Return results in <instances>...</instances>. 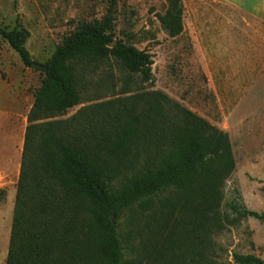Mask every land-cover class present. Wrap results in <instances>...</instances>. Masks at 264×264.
<instances>
[{
    "label": "trees",
    "instance_id": "trees-1",
    "mask_svg": "<svg viewBox=\"0 0 264 264\" xmlns=\"http://www.w3.org/2000/svg\"><path fill=\"white\" fill-rule=\"evenodd\" d=\"M165 3L157 19L174 38L183 31L181 0ZM114 22L113 7L81 22L48 61L27 114L5 264H218L213 230L233 168L228 136L144 91L151 55L116 40ZM0 37L31 67L28 31L0 28ZM113 66V98L56 119L82 103L99 71L113 80ZM125 248L136 253L130 261Z\"/></svg>",
    "mask_w": 264,
    "mask_h": 264
},
{
    "label": "rangeland",
    "instance_id": "rangeland-1",
    "mask_svg": "<svg viewBox=\"0 0 264 264\" xmlns=\"http://www.w3.org/2000/svg\"><path fill=\"white\" fill-rule=\"evenodd\" d=\"M181 6L183 31L174 38L157 19L165 0H0V28L28 31L24 45L31 60L47 67L56 47L78 24L100 21L113 7L115 39L153 60V82L141 88L162 93L228 136L233 168L220 187L216 210L217 263L236 264L234 254L264 263V221L245 214L264 216V12L255 17L220 0H181ZM111 69L113 80L106 78L107 68L99 71L82 103L56 119L113 98L120 84L118 71ZM45 71L24 67L0 37V110L17 106L14 94L33 101ZM16 181L14 175L0 176V264H5ZM135 255L125 248V260Z\"/></svg>",
    "mask_w": 264,
    "mask_h": 264
},
{
    "label": "crops",
    "instance_id": "crops-1",
    "mask_svg": "<svg viewBox=\"0 0 264 264\" xmlns=\"http://www.w3.org/2000/svg\"><path fill=\"white\" fill-rule=\"evenodd\" d=\"M220 1L236 8H243L255 17L262 16L264 12V0ZM14 97L17 104L14 109L0 110V176L14 175L18 179L27 114L33 101L24 100L19 94H14Z\"/></svg>",
    "mask_w": 264,
    "mask_h": 264
},
{
    "label": "water",
    "instance_id": "water-1",
    "mask_svg": "<svg viewBox=\"0 0 264 264\" xmlns=\"http://www.w3.org/2000/svg\"><path fill=\"white\" fill-rule=\"evenodd\" d=\"M31 67L36 68V69H42V70H47L48 69V66L47 67H42V66H40V65H38L36 63H32Z\"/></svg>",
    "mask_w": 264,
    "mask_h": 264
}]
</instances>
